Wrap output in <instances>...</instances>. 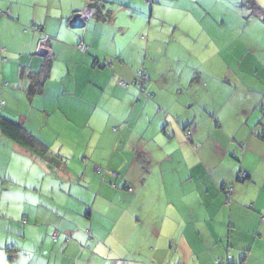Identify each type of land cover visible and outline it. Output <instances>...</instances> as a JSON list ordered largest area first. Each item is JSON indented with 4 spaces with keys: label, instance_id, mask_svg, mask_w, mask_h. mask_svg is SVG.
Segmentation results:
<instances>
[{
    "label": "crops",
    "instance_id": "1",
    "mask_svg": "<svg viewBox=\"0 0 264 264\" xmlns=\"http://www.w3.org/2000/svg\"><path fill=\"white\" fill-rule=\"evenodd\" d=\"M96 2L110 19L71 27ZM167 2L0 0V117L48 146L35 154L0 129L8 264H264V67L243 75L203 23L154 30ZM33 25L52 36L49 60ZM142 67L144 93L118 84Z\"/></svg>",
    "mask_w": 264,
    "mask_h": 264
},
{
    "label": "rangeland",
    "instance_id": "2",
    "mask_svg": "<svg viewBox=\"0 0 264 264\" xmlns=\"http://www.w3.org/2000/svg\"><path fill=\"white\" fill-rule=\"evenodd\" d=\"M167 1L161 11L155 12L152 20L154 30L160 29L159 33L165 31L167 28L161 26L159 20L163 19L164 21L169 17L174 19L173 22L184 19L190 24V27L193 28L188 32L190 35L204 31L200 25L203 23L204 27L213 30L215 35L223 31L220 34L227 37L231 51V55L224 58L229 59L231 64H238L240 61L242 69L246 70L243 75L247 73V77L255 78L259 68L264 67V21L259 10V8L264 9V0H177L178 3L171 2L173 0ZM201 6H204V9ZM206 10L210 15L206 13ZM150 13L151 7H149L148 15ZM145 19H149V17L145 16ZM179 23L181 24V22ZM139 27L140 23L131 26L129 34L135 33ZM190 27L188 28L190 29ZM179 31L183 32L182 29ZM140 69H144V67ZM242 69L230 73V79L237 80L242 74ZM253 79L249 78L248 80ZM0 264H8L2 256Z\"/></svg>",
    "mask_w": 264,
    "mask_h": 264
},
{
    "label": "trees",
    "instance_id": "3",
    "mask_svg": "<svg viewBox=\"0 0 264 264\" xmlns=\"http://www.w3.org/2000/svg\"><path fill=\"white\" fill-rule=\"evenodd\" d=\"M90 6L94 7L96 10L95 17L97 16L98 18L103 20L110 19V16H107V18H105L100 15L102 12V5L99 4L98 2ZM259 10L262 13L264 19V9L259 8ZM101 66H107V63L103 62ZM45 77H46V72H43V74L41 73L37 76L32 77V82L29 89V92L31 94L41 91ZM139 79H140V73L138 72V77L134 81L130 82L131 83L130 85L132 86L133 85L132 83H134V86H136L137 90H139V92L141 93H144L145 92L144 84L145 82L148 81L149 78L145 82H143V84L140 87L141 89L138 87ZM0 129L7 137L12 139L17 144L31 150L35 154L45 155L48 153V146L39 137L28 131L22 124L16 123L6 117H0Z\"/></svg>",
    "mask_w": 264,
    "mask_h": 264
},
{
    "label": "built area",
    "instance_id": "4",
    "mask_svg": "<svg viewBox=\"0 0 264 264\" xmlns=\"http://www.w3.org/2000/svg\"><path fill=\"white\" fill-rule=\"evenodd\" d=\"M95 14H96L95 8L88 6L83 10L76 11L75 13H73L72 16L69 18L68 22L71 26L82 25L85 27L88 21L95 17ZM31 29L37 32L40 36L38 39L36 50H35L36 55H39L46 60L51 59L52 54H53V50L51 46L52 36L46 33L42 26L33 25ZM78 48L84 52L87 51L88 49V47L84 45L83 43H80ZM139 73H140V79L138 81V87L140 88L143 82H145L149 77L146 74L144 69H141ZM118 84L120 86L127 87L131 83L121 78ZM132 84L134 85V83ZM4 104H5V101L0 100V110H1L2 105ZM190 134H191L190 130H187L186 136L189 137ZM238 176L244 179L247 177V173L245 171H242L239 173ZM232 192H233L232 188L226 189V196H227L226 203L227 204H230V202L232 201ZM56 237H57V234H55V238ZM113 264H124V261L116 260L113 262ZM215 264H230V263L228 261L223 262L221 259H217Z\"/></svg>",
    "mask_w": 264,
    "mask_h": 264
},
{
    "label": "water",
    "instance_id": "5",
    "mask_svg": "<svg viewBox=\"0 0 264 264\" xmlns=\"http://www.w3.org/2000/svg\"><path fill=\"white\" fill-rule=\"evenodd\" d=\"M71 27L80 28V27H84V26H82V25H75V26H71Z\"/></svg>",
    "mask_w": 264,
    "mask_h": 264
}]
</instances>
